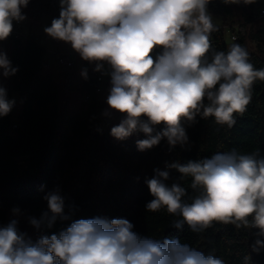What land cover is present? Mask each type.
<instances>
[{"label": "clouds", "instance_id": "1", "mask_svg": "<svg viewBox=\"0 0 264 264\" xmlns=\"http://www.w3.org/2000/svg\"><path fill=\"white\" fill-rule=\"evenodd\" d=\"M29 2L0 0V41L10 36L14 21L27 18L22 10ZM210 2L59 0V17L43 31L70 44L84 61L95 65L94 71L110 77L106 103L125 117L111 128L113 137L124 140L139 131L146 136L136 142L139 151L152 149L161 140L171 150L189 143L184 123H195L197 116L232 128L234 114L243 115L252 99L254 83L264 81V69L254 67L241 44L232 43L227 51L212 47L211 34L219 27L208 11ZM0 70L5 78L19 70L2 51ZM81 76L88 78L87 69ZM14 104L0 86V116H7ZM161 124L163 129L156 131ZM172 169L179 175L169 184ZM154 172L145 181L153 197L146 204L148 212L166 209L180 218L173 221L174 227L186 223L193 233L217 222L258 229L257 235L264 237V157L257 152H217ZM186 178H191L190 188L198 193L190 201L184 199L187 190L178 182ZM44 199L48 211L39 219L27 217L31 226L47 230L57 219H70L59 188ZM11 211L15 217L21 215L19 208ZM19 222L14 218L0 225V264H225L179 239L140 235L124 218L77 219L58 234H42L36 241L20 230ZM252 248L259 252L264 240L257 239Z\"/></svg>", "mask_w": 264, "mask_h": 264}, {"label": "trees", "instance_id": "2", "mask_svg": "<svg viewBox=\"0 0 264 264\" xmlns=\"http://www.w3.org/2000/svg\"><path fill=\"white\" fill-rule=\"evenodd\" d=\"M27 9L35 18L42 14L59 16V0H30ZM208 9L222 15L224 24L232 30L238 9L246 21L259 19L253 34L258 52L249 49L244 30L238 33L233 30L232 34H236V43L248 50L254 67L264 69V15L258 4L235 6L211 0ZM218 27L211 34L212 47L227 51L224 28ZM10 35V61L19 70L10 76L9 87L5 89L7 99L17 101L14 92L21 95L22 108L14 114L16 106H13L7 116H0V225H4L14 207L40 218L48 211L45 195L59 188L64 213L70 219H57L42 234H58L72 221L82 218H124L140 235L161 241L179 239L205 255L224 260L225 264H264V248L259 252L252 248L257 239L264 240L257 235L258 229H237L217 222L202 233H193L186 223L178 229L173 221L180 218L166 209L146 210L153 197L145 183L155 176L154 169L166 170L167 164H186L217 152L235 149L240 154L257 152L264 157V81L254 83L252 99L243 115L234 114L236 124L232 128L216 124L214 118L197 116L195 123H184L189 137L184 147L177 145L170 150L167 141L161 140L158 146L139 151L136 142L146 138L140 132V137L129 143L128 152L122 153L109 140L107 132H102L111 124L112 117L104 115L105 105L98 90L102 89V80L98 79L99 72L94 71L95 65L82 62V69L88 71V78L81 79L82 110L64 111L59 104L55 75L43 69L46 47L36 34ZM66 67L65 74L72 82V66ZM163 127L161 124L155 130L161 131ZM170 175L169 184L179 173L172 169ZM178 182L187 190L185 200L190 201L198 194L190 188L191 178Z\"/></svg>", "mask_w": 264, "mask_h": 264}, {"label": "rangeland", "instance_id": "3", "mask_svg": "<svg viewBox=\"0 0 264 264\" xmlns=\"http://www.w3.org/2000/svg\"><path fill=\"white\" fill-rule=\"evenodd\" d=\"M255 3L258 4L259 10L261 7H264V0H255ZM241 4H244V3L241 2V3L233 4V5L238 6ZM245 5H248V4H245ZM22 11L26 15L27 18L24 21L19 22L20 25L22 26L21 32L23 34L35 33L36 36L41 41V43L46 47L45 60L48 59L50 61L56 73L55 84L59 89L60 107L64 111H71V112L81 111L83 108L82 102L84 99L83 90L80 87H75V86H72L70 88L66 87L65 70L67 69V67L61 62V60L59 59L55 51H61L62 54L69 53V56L71 58H74L77 61L81 60V58L79 54L71 48L70 44H67L62 41H59V43H56L54 39L47 36L43 31L45 27L50 26L51 20L53 18H58L59 16L58 15L54 16L51 14H42L40 17L35 18L32 15H30L27 11H25L24 9ZM240 12L241 11L238 9L233 30L236 31L237 33L239 30H244L246 33V41H247L249 49L251 51L258 52L257 42L254 39L253 34L257 30L260 24V21L259 19H257L256 21H246L244 19V16H242ZM210 14L213 16V22L216 23L218 26H222L224 28V36H225L227 45L229 46L232 43H236V40L234 41L231 37L233 30L231 29V27H229L228 25L226 26L224 24L225 20L223 16L213 14L212 12H210ZM14 23L15 21L13 22V24ZM0 42H3V45L0 46V51L6 53L8 59L10 60L11 47H12L11 35L6 40L0 41ZM44 71L47 72L46 69H44ZM104 71L105 72L109 71V68L107 65H105ZM0 73H2V70H0ZM9 82H10V76L5 78L2 76V74H0V86L4 88H8ZM101 85H102V89L100 91V98L105 105V110L107 111L108 115L112 117L111 124L107 126L106 128H103L102 132H107L109 140L117 145L120 152L127 153L129 143L133 139H138L140 137V132L137 131L133 133L130 137L124 140H118L111 135V128L113 126H117L121 122V120L124 119L125 117L122 115H118L117 112L115 110L110 109L106 103V99L109 94V88H110V77L108 75H105V74L103 75V80H102ZM13 96L18 101V105L14 107V114H16L22 108V97L18 92H14ZM11 210L9 211V217L7 221L4 223V225H6L11 219L18 218L20 221L19 222L20 230L23 232H26L27 236L30 239H32L33 241H36L42 235V230L38 231L33 226H31L28 223L27 217L31 216V217H35L39 219V216L33 213H28L20 209L21 215L19 217H15L13 216Z\"/></svg>", "mask_w": 264, "mask_h": 264}, {"label": "crops", "instance_id": "4", "mask_svg": "<svg viewBox=\"0 0 264 264\" xmlns=\"http://www.w3.org/2000/svg\"><path fill=\"white\" fill-rule=\"evenodd\" d=\"M24 10L28 12L27 8H25ZM28 34H35V33H27L25 35H28ZM55 41H56V43H59L58 40H55ZM2 45H3V42H0V46H2ZM55 53L58 56L59 53L61 54V51H55ZM66 54H69V53H66ZM44 67H45L44 69H46L47 72H52V73H54V75H56L52 64L50 63V61L48 59L45 60V56H44ZM82 70H83L82 69V60H78V61L75 60L74 66L70 69V72L72 73V76H73L72 82H70L68 80L67 76H65L66 77L65 81L68 82V85L66 87L70 88L72 86H75V87L81 86V79H82L81 72H82Z\"/></svg>", "mask_w": 264, "mask_h": 264}, {"label": "built area", "instance_id": "5", "mask_svg": "<svg viewBox=\"0 0 264 264\" xmlns=\"http://www.w3.org/2000/svg\"><path fill=\"white\" fill-rule=\"evenodd\" d=\"M260 13L262 14V15H264V7H261V9H260ZM12 33H15V34H17V35H22V36H27V35H25V34H23L22 32H21V25H20V23L19 22H15L14 24H13V31H12ZM236 37V34H232L231 35V37L233 38V37ZM58 57H59V59L61 60V62L65 65V66H74V64H75V59L74 58H71L70 56H69V54H66V53H64V54H58ZM81 58V57H80ZM81 60H82V62H83V59L81 58ZM103 75L104 74H102L101 72H99V74H98V79L99 80H103ZM98 90L100 91L101 89L100 88H98ZM9 100H14V99H11V98H9ZM15 101V100H14ZM14 106H17V101H15V104H14Z\"/></svg>", "mask_w": 264, "mask_h": 264}]
</instances>
